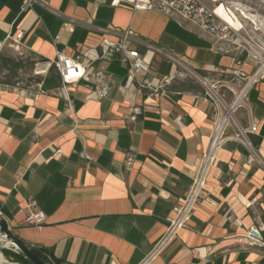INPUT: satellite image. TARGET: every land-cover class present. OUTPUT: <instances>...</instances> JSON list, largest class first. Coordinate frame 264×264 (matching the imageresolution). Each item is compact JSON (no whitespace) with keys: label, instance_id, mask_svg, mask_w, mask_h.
<instances>
[{"label":"crops","instance_id":"obj_1","mask_svg":"<svg viewBox=\"0 0 264 264\" xmlns=\"http://www.w3.org/2000/svg\"><path fill=\"white\" fill-rule=\"evenodd\" d=\"M40 1L45 6L21 11L22 0H0V51L15 46L47 63L58 54L77 58L109 74L110 87L100 100L83 81L45 89L0 83V219L56 264H142L198 175L212 107L200 85L160 55L147 53L148 73L130 79L121 56L100 47L119 39L98 29L129 30L234 88L231 71L251 74L252 53L135 0ZM247 103L257 126L249 139L264 157V77ZM238 116L245 123V112ZM246 158L240 144L224 142L188 220L147 264H264V247L246 244L250 228L264 238V171ZM36 210L44 223L26 225Z\"/></svg>","mask_w":264,"mask_h":264},{"label":"built area","instance_id":"obj_2","mask_svg":"<svg viewBox=\"0 0 264 264\" xmlns=\"http://www.w3.org/2000/svg\"><path fill=\"white\" fill-rule=\"evenodd\" d=\"M34 4L45 6L40 0H22L21 11H26ZM135 7L141 10L177 14L219 42L251 49V43L240 34V30L231 27L216 14L212 5L206 4L202 0H135ZM98 31L105 35L111 34L119 39L115 44L103 39L100 42V47L104 50L112 48L115 53L121 56L122 62L128 66L130 79L133 74L137 73L145 76L148 73L150 61L147 59V53L160 55L169 61L173 67L181 69L192 77L200 85L205 99L212 107L214 127L209 137L208 146L202 156L198 175L188 190L182 206L176 210V217L170 221L166 235L156 244L148 259L142 263L147 264L149 258L157 254L188 220L192 206L200 195V189L208 169L215 161V153L224 142L232 140L240 144L247 153L246 163L248 165L255 164L264 171V157L249 139L250 135L257 133V126L250 122L247 103L250 91L264 77V54L261 55L251 51V58L255 61V69L251 74H243L239 67L231 71L232 76L239 81V86L234 88L228 82L211 83L207 81L182 58L154 46L129 30L98 29ZM18 42L19 40H16L14 43L18 44ZM131 44L144 47L147 51L146 54L141 55L136 50L131 49ZM49 64L55 65L62 85L83 81L93 87L98 99L101 100L107 97L110 87V76L104 70L91 71L84 68L77 58H71L63 54H58L56 60ZM240 111L245 112V123L238 116ZM175 120L180 124V117ZM59 154L60 150H53V157ZM131 161V156H128L126 158L127 170L130 169ZM33 207L34 204H29L30 209ZM24 223L40 227L44 223V216L37 210L33 211L26 217ZM246 244L250 247H264V238L258 228H250L248 230Z\"/></svg>","mask_w":264,"mask_h":264},{"label":"rangeland","instance_id":"obj_3","mask_svg":"<svg viewBox=\"0 0 264 264\" xmlns=\"http://www.w3.org/2000/svg\"><path fill=\"white\" fill-rule=\"evenodd\" d=\"M217 12L221 8L232 18L240 34L251 43L250 51L264 54V0H202ZM233 15V16H232ZM58 76L55 65L44 62L15 46L0 51V83L21 88L45 89L47 80ZM60 81V80H59ZM9 250H1L2 255ZM4 260H6L3 257ZM7 261V260H6ZM8 263H11L7 261Z\"/></svg>","mask_w":264,"mask_h":264},{"label":"water","instance_id":"obj_4","mask_svg":"<svg viewBox=\"0 0 264 264\" xmlns=\"http://www.w3.org/2000/svg\"><path fill=\"white\" fill-rule=\"evenodd\" d=\"M3 249L19 253L30 264H52L42 261L30 249L16 239L8 230L7 224L0 219V251Z\"/></svg>","mask_w":264,"mask_h":264},{"label":"trees","instance_id":"obj_5","mask_svg":"<svg viewBox=\"0 0 264 264\" xmlns=\"http://www.w3.org/2000/svg\"><path fill=\"white\" fill-rule=\"evenodd\" d=\"M60 78L59 75L55 76V77H50L47 80V83L45 85L46 88H56L58 87V85L60 84ZM36 256H38L42 261L47 262V263H52V264H56L54 261L49 260L48 258H46L44 255H42L39 251L34 250V249H30ZM10 252H6L5 255L8 258H12L13 263L16 264H30L29 262H27L19 253H15L12 250H9Z\"/></svg>","mask_w":264,"mask_h":264},{"label":"bare ground","instance_id":"obj_6","mask_svg":"<svg viewBox=\"0 0 264 264\" xmlns=\"http://www.w3.org/2000/svg\"><path fill=\"white\" fill-rule=\"evenodd\" d=\"M216 12V11H215ZM217 12L218 14L221 16V17H224L230 24L235 25V23L233 22L232 18L229 17V15L227 13H225L221 8H218L217 9ZM217 14V13H216ZM217 14V15H218ZM218 15V16H219ZM233 16V15H232ZM225 21V20H224ZM226 22V21H225ZM227 23V22H226ZM229 24V25H230ZM231 26V25H230ZM232 27V26H231ZM234 28V27H233ZM236 29V28H235ZM237 30V29H236ZM0 264H16V263H8L6 260H4L1 256H0Z\"/></svg>","mask_w":264,"mask_h":264}]
</instances>
